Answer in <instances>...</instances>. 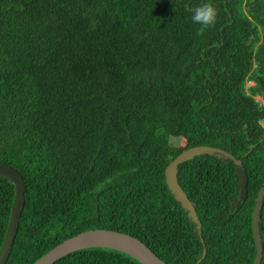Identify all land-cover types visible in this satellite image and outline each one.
Returning <instances> with one entry per match:
<instances>
[{"label":"trees","instance_id":"1","mask_svg":"<svg viewBox=\"0 0 264 264\" xmlns=\"http://www.w3.org/2000/svg\"><path fill=\"white\" fill-rule=\"evenodd\" d=\"M202 4L217 10L211 25L191 19ZM256 96L264 101V0H0V165L26 186L5 264H34L95 229L136 237L168 264H253L264 186ZM199 146L231 153L249 179L237 208L233 160L179 166L204 243L165 174ZM14 198L0 177V250ZM260 216L264 247V200ZM54 264L142 263L89 248Z\"/></svg>","mask_w":264,"mask_h":264},{"label":"water","instance_id":"2","mask_svg":"<svg viewBox=\"0 0 264 264\" xmlns=\"http://www.w3.org/2000/svg\"><path fill=\"white\" fill-rule=\"evenodd\" d=\"M204 154L224 156L225 159H231L237 165V174L240 180V192L238 194L237 208H240L241 202L246 201L249 180L245 169L242 167V161L237 160L231 153L216 147H192L184 150L168 165L165 172L167 185L171 193L174 195L175 200L179 202L182 208L187 212L188 218L197 225V231L201 239L202 223L198 218L194 204L179 183L178 173L179 166L182 163L191 161ZM0 177L8 179L15 186V198L11 209L9 225L6 237L0 250V264H5L9 259L18 232L20 218L25 205L26 186L22 175L12 167L0 165ZM263 200L264 186L258 194L253 213V234L257 248L256 259L253 264H261L263 259L264 247L262 244L259 226ZM202 242L204 243L203 239ZM89 248H105L120 251L134 257L142 264H168L138 238L107 229L89 230L73 236L56 246L34 264H54L56 261L68 254ZM206 255L207 249L204 246L202 258L198 261V263H201Z\"/></svg>","mask_w":264,"mask_h":264},{"label":"clouds","instance_id":"3","mask_svg":"<svg viewBox=\"0 0 264 264\" xmlns=\"http://www.w3.org/2000/svg\"><path fill=\"white\" fill-rule=\"evenodd\" d=\"M217 10L211 4H202L193 9L192 21L203 26L211 25L215 22Z\"/></svg>","mask_w":264,"mask_h":264},{"label":"rangeland","instance_id":"4","mask_svg":"<svg viewBox=\"0 0 264 264\" xmlns=\"http://www.w3.org/2000/svg\"><path fill=\"white\" fill-rule=\"evenodd\" d=\"M253 85H254V83L250 82L249 84H247V88L250 87V86H253ZM256 100H258L260 102V104L264 105V101L262 100V98L260 96H256ZM260 125L262 127H264V120L260 122ZM178 139H181V138L172 137V140L170 142H172V145L180 146L182 144V141L178 142Z\"/></svg>","mask_w":264,"mask_h":264}]
</instances>
